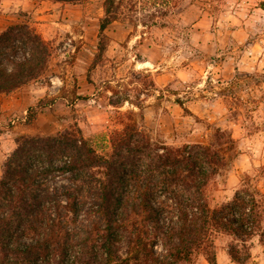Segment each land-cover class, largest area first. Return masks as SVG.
Returning <instances> with one entry per match:
<instances>
[{
	"label": "trees",
	"instance_id": "obj_1",
	"mask_svg": "<svg viewBox=\"0 0 264 264\" xmlns=\"http://www.w3.org/2000/svg\"><path fill=\"white\" fill-rule=\"evenodd\" d=\"M146 2L103 0L96 59L112 22L146 26L132 13ZM150 4L166 17L179 0ZM257 6L264 9V0ZM50 55L27 21L7 25L0 31V93L44 76ZM43 106L37 101L28 111ZM117 114L129 121L111 129L107 154L77 125L16 140L0 175V264H195L198 256L217 264L219 237L228 238L229 258L243 264L252 238L264 244V189L247 182L221 205L209 202V187L230 160V133L214 127L208 143L174 147L130 121L131 112ZM60 176L68 182L57 185Z\"/></svg>",
	"mask_w": 264,
	"mask_h": 264
},
{
	"label": "rangeland",
	"instance_id": "obj_2",
	"mask_svg": "<svg viewBox=\"0 0 264 264\" xmlns=\"http://www.w3.org/2000/svg\"><path fill=\"white\" fill-rule=\"evenodd\" d=\"M146 1L132 12L146 26L112 22L106 50L96 59L103 0H0V31L27 21L51 53L44 76L0 93V175L20 136L53 135L73 125L107 154L109 132L129 121L117 113L131 112L130 121L174 147L208 143L214 127L231 134L229 163L209 187L211 206L230 200L247 182L264 189V9L258 0H179L162 17ZM142 13L155 14L151 20ZM158 76L164 79L156 84ZM37 101L44 106L28 111ZM148 106L158 127L146 124ZM56 181L68 182L63 176ZM227 241L216 240V257L237 264ZM251 244L243 264H264V244L258 237ZM195 264L208 263L198 256Z\"/></svg>",
	"mask_w": 264,
	"mask_h": 264
},
{
	"label": "crops",
	"instance_id": "obj_3",
	"mask_svg": "<svg viewBox=\"0 0 264 264\" xmlns=\"http://www.w3.org/2000/svg\"><path fill=\"white\" fill-rule=\"evenodd\" d=\"M164 79V77H159L158 76V78L156 77L154 80H155V82H156V84H158V82L160 81V80H163ZM166 82H169V77H166ZM150 109H151V106L149 107H146V114H144V118H145V121H146V124H148V125H150L151 127L154 125L155 127H158V125H159V123H158V121H159V119H158V121H157V119L156 118H154V117H152L151 116V114H150ZM155 115H156V113H155ZM159 115H161V114H159ZM163 137L168 141V140H170L171 139V137L168 135V132L167 131H165V133H164V135H163ZM169 142V141H168ZM216 262H217V264H227V263H222V262H220L219 261V259H218V255H217V257H216ZM230 264H234V263H230Z\"/></svg>",
	"mask_w": 264,
	"mask_h": 264
}]
</instances>
